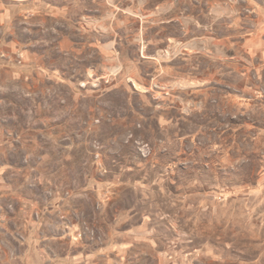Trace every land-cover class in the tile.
Wrapping results in <instances>:
<instances>
[{"label":"rangeland","instance_id":"374dc122","mask_svg":"<svg viewBox=\"0 0 264 264\" xmlns=\"http://www.w3.org/2000/svg\"><path fill=\"white\" fill-rule=\"evenodd\" d=\"M69 6L35 32L0 13V43L53 69L0 50L13 231L44 219L51 250L95 264H264V0ZM58 28L76 51L52 48Z\"/></svg>","mask_w":264,"mask_h":264},{"label":"crops","instance_id":"0c3cea01","mask_svg":"<svg viewBox=\"0 0 264 264\" xmlns=\"http://www.w3.org/2000/svg\"><path fill=\"white\" fill-rule=\"evenodd\" d=\"M75 1L76 0H0V13L6 12L7 16L13 17L14 14L19 12V16L25 15L26 22L32 26L34 32L38 30L39 25H44V28L48 30V24L46 25L47 22L54 23L57 21H66L68 18L67 14L71 11L69 5L71 2L75 3ZM2 6H4L5 10L2 9ZM50 28L52 29L51 26ZM57 30L56 34L59 37L57 44L50 43L49 41L45 42H49L51 46H54L52 47L53 49L60 52L76 51L75 36L65 33L60 28ZM27 31L30 32V27H28ZM36 44L35 42L31 44L33 48H31V50L30 48L25 49V45L19 40L18 36L10 32L7 41L5 43H0V50L7 53L8 57H10V60H8L10 61L9 65L14 69L17 65L18 67L19 65H23L31 75H35L40 68L45 69L47 73H52L53 69L48 67L41 58L39 59V56L37 58L36 55L30 56L28 54V56H25V54H23L19 58L18 53H33L38 50L34 48L37 47ZM51 46L49 47L50 49H52ZM44 49H46V47ZM26 50L30 51L27 52ZM40 60H42L43 63H41ZM54 71V73H58L57 70ZM1 145L2 143H0V264H66V262L71 264V259L74 261L73 264H95L93 252H91L88 247L83 248L81 244L78 245L79 248L72 253L62 251V254H60L59 251L55 252L51 250L49 248V243L52 239L56 238L52 237L46 228L43 227V223L46 221H44V219L40 222L42 223L41 231L34 225L30 227L27 224H22L19 230L16 232L13 231L16 229V225L18 226L17 223L20 221V218L16 216L18 213L12 214L3 210V205L5 206L8 199L18 197L15 191L16 188L13 187L18 173L15 172L12 164L10 162L7 163V159L3 157L1 150L3 147ZM15 199H13L14 202ZM27 208L28 207H26L23 212H27ZM30 211L32 213L33 209L31 208ZM23 212L21 210V214Z\"/></svg>","mask_w":264,"mask_h":264}]
</instances>
